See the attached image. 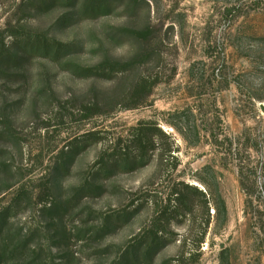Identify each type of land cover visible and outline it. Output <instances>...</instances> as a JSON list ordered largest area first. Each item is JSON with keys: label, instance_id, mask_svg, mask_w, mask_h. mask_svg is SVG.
<instances>
[{"label": "rangeland", "instance_id": "rangeland-1", "mask_svg": "<svg viewBox=\"0 0 264 264\" xmlns=\"http://www.w3.org/2000/svg\"><path fill=\"white\" fill-rule=\"evenodd\" d=\"M98 65L115 72L81 69ZM142 78L160 81L133 107ZM143 120L175 139L176 171L96 166ZM172 180L226 206L199 264H264V0H0V264H175L178 243L137 246L151 207L130 211Z\"/></svg>", "mask_w": 264, "mask_h": 264}, {"label": "trees", "instance_id": "trees-1", "mask_svg": "<svg viewBox=\"0 0 264 264\" xmlns=\"http://www.w3.org/2000/svg\"><path fill=\"white\" fill-rule=\"evenodd\" d=\"M36 39L46 49L59 50L63 47L61 42L44 35H37ZM81 69L87 77L105 78L115 72V68L109 70L104 65ZM159 81L158 78L140 79L130 94L132 101H137L133 107L140 105L141 103L138 102L140 97L146 99ZM90 110L92 109L90 108ZM90 135L95 136L96 133L93 132ZM226 142L230 148H233L231 140L228 138L223 141L218 137L214 138L216 145L224 146ZM179 152L180 149L173 136L165 132L158 122L143 120L130 127L113 147L104 150V154L98 159L96 166L100 165V167L98 166L100 169H105L109 165H121L132 169V167L147 165L148 162L156 158L159 172L164 175L179 168ZM251 174L252 170L249 166L241 162L239 164L240 186L247 194H249L248 183L254 181ZM150 201L151 205L148 204L147 197L143 196L132 203V208L130 207L131 213H139L147 207H151L153 210L151 223L144 238L139 240L137 246L144 249L146 255L152 257L163 247L178 243V251L174 258L175 264H199L203 256L202 245L206 242L213 220L211 209L215 210V214L226 210L224 202L220 206L215 197H209L206 192L199 190L196 186L177 180H172L166 197ZM175 224H189V236L179 240L177 233L172 228ZM194 229H199V232L193 239L191 236Z\"/></svg>", "mask_w": 264, "mask_h": 264}]
</instances>
